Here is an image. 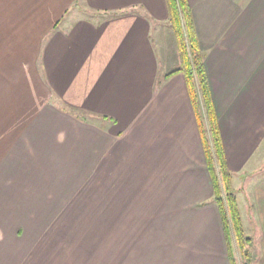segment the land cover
Wrapping results in <instances>:
<instances>
[{"label": "crops", "instance_id": "0c3cea01", "mask_svg": "<svg viewBox=\"0 0 264 264\" xmlns=\"http://www.w3.org/2000/svg\"><path fill=\"white\" fill-rule=\"evenodd\" d=\"M189 2L264 264V0ZM179 66L166 0H0V264H231Z\"/></svg>", "mask_w": 264, "mask_h": 264}, {"label": "trees", "instance_id": "16d2710c", "mask_svg": "<svg viewBox=\"0 0 264 264\" xmlns=\"http://www.w3.org/2000/svg\"><path fill=\"white\" fill-rule=\"evenodd\" d=\"M166 1L170 26L175 34L180 55V66L171 73L182 72L186 76L192 106L201 133L207 168L213 181V200L221 210L228 238L232 228L241 246L244 247L249 242L252 244V237L244 232L239 202L232 183L233 172L228 164L221 124L192 8L189 0ZM244 255L246 264H253V253L246 250ZM229 258L234 264L232 252Z\"/></svg>", "mask_w": 264, "mask_h": 264}, {"label": "rangeland", "instance_id": "374dc122", "mask_svg": "<svg viewBox=\"0 0 264 264\" xmlns=\"http://www.w3.org/2000/svg\"><path fill=\"white\" fill-rule=\"evenodd\" d=\"M187 86H188V84H187ZM91 117L93 118L94 116L93 115H89L88 116V118H91ZM199 133H200V130H199ZM200 136H201V133H200ZM201 140H202V138H201ZM202 145H203V142H202ZM203 149H204V147H203ZM259 149L261 151L258 152L257 156L252 158V162L250 161L251 164L247 165L248 167L249 166L250 167H259L258 162L262 161V160L259 159V157H263V155H264V143H262V145H261V147ZM204 153H205V151H204ZM263 161H264V159H263ZM206 164H207V161H206ZM208 173L210 175L212 188H213V181H212V177H211V174H210L209 170H208ZM221 182H222V180H221ZM232 183H233V187H234V190L236 192V195H237L238 202L240 203V207L239 208H240V215H241L242 224L244 226V232H245V234L247 236H250V235L247 234V231H248V213H247V207L245 205L246 204V197H247L248 190H249L248 189L247 175L242 173V172L240 174H238V175L237 174H233ZM82 191L83 190H81V192ZM96 197L97 198H102V199L107 198V197L102 195V192L101 193L97 192V196ZM218 208H219V206H218ZM219 210H220V208H219ZM220 214H221V218H222L221 210H220ZM255 215H258V213L256 212ZM222 222H223V219H222ZM223 226H224V223H223ZM224 231H225V241H226V245L228 247L227 252H228V254H230V252H232V255L234 257V264H246L247 261H246L245 255H244L246 250L249 251L250 253H253V255H254L253 264H256L255 263L256 254H255V247H254L253 238H252V244H251V242H249L247 245L245 244V246L242 247L240 242H239V240L236 238V235L234 234V231H233L232 228H231V234H230L229 238L227 236L228 234L226 233L225 228H224ZM177 241H178V238H177ZM185 244L188 245L189 247H196L197 244H198V239L197 238H193L190 241L189 240H185ZM64 257H66V255H64L63 258Z\"/></svg>", "mask_w": 264, "mask_h": 264}]
</instances>
